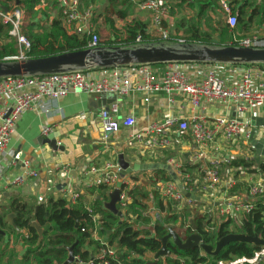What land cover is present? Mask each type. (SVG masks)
<instances>
[{
	"label": "built area",
	"instance_id": "obj_1",
	"mask_svg": "<svg viewBox=\"0 0 264 264\" xmlns=\"http://www.w3.org/2000/svg\"><path fill=\"white\" fill-rule=\"evenodd\" d=\"M58 7L60 21L64 29L85 42L86 49L101 48L97 28L93 21L94 8L82 11L81 0H54ZM213 9L222 15L221 20L232 37L228 46L264 49V35L240 37L232 33L237 26V15L233 12L231 0H213ZM134 8L141 13L149 14L144 35L156 37L157 42H148L141 33L134 37L132 45L143 44H185L183 39L171 41L172 29L168 3L166 0H134ZM191 14V13H190ZM21 13L17 8L5 12L0 6V22L10 28V35L15 38L17 53L3 58V61H21L27 59L31 45L29 40L20 33ZM171 41V42H170ZM187 44V43H186ZM264 64L225 65L201 63H165L160 69L153 65L136 67H114L105 70L69 71L42 76L7 77L0 79V96L9 99L4 108L0 124V155L15 132L21 115L29 110L43 113L50 111V104L56 103L71 92H82L89 96H113L114 101L107 108L100 110V118L105 133H119L121 130H131L136 125L133 115H121L125 110L126 100L139 97L143 103H148L153 97H165L170 104L175 101H186L192 114L187 119H166L163 124H154L143 133H132V142H142L148 147L169 148L173 142L167 136L168 131L176 127L180 133L190 132L192 140L198 146L208 147L219 142L232 146L227 156H219L210 161L201 176V184L189 174L182 171L174 159L167 161L182 188L179 189L173 180L159 179L155 191L165 203L189 205L190 200L183 191L195 193L203 202L216 205L217 214L222 221L242 219L251 214L258 205L264 208V172L260 166L264 164V156L253 159L255 153L251 145L252 126L246 115L252 120L264 110V71L259 70ZM232 68V78L220 73ZM97 72V73H95ZM225 104L234 108V118L222 117L209 121L205 116V107L213 104ZM55 109L58 108L55 106ZM147 111L148 108L144 107ZM86 115H80L85 120ZM50 133L49 128L43 130L44 135ZM257 134L254 133L253 137ZM255 138V137H254ZM264 141V136L262 139ZM223 143V144H224ZM214 152L219 148L212 147ZM153 153V152H152ZM150 154L152 158L154 156ZM149 155V156H150ZM235 160L251 161L249 167H228ZM222 168H226L229 179L222 183ZM104 174L96 181L97 185H105L112 192L120 191L119 207L128 211L132 199L129 191L120 179V168L117 165H107ZM67 171V169H66ZM221 171V172H220ZM34 171L25 173L13 184L24 182L36 177ZM244 178V183L236 176ZM50 182L43 183L44 193L50 191ZM122 184V185H121ZM241 184L245 193H231V190ZM124 186V187H123ZM70 189V187L68 186ZM43 197L45 195H42ZM79 194L70 191L68 202L75 205ZM41 199V198H40ZM42 200V199H41ZM192 201V200H191ZM85 212L92 214V207H85ZM264 217V212H263ZM91 239L99 244L98 249L90 251V257L82 261L79 256H73L71 264H128L132 259H139L143 264L152 261V253L144 252L137 256L130 252L125 259L120 257L124 251L116 243L110 244L107 237H98L99 217L92 215ZM161 264H168L162 260ZM218 264H264V247L255 250L249 257L231 256L228 261Z\"/></svg>",
	"mask_w": 264,
	"mask_h": 264
},
{
	"label": "crops",
	"instance_id": "obj_2",
	"mask_svg": "<svg viewBox=\"0 0 264 264\" xmlns=\"http://www.w3.org/2000/svg\"><path fill=\"white\" fill-rule=\"evenodd\" d=\"M49 1H51L53 3L52 6L55 7L54 3L56 2H54V0ZM166 1L172 2L174 0ZM178 2H180V0H177L176 4ZM190 3L191 1L183 3L184 8L182 10L187 14L191 13V15L188 16L191 18L193 12L197 13L198 5L196 3L191 5ZM255 5L258 7V12H256L254 19L251 22V29L255 22H258V25L264 23V10L256 3ZM118 9L123 10V7L120 5ZM47 10L48 12L44 13L49 22L47 27L50 28L52 20L59 18V11L57 9V11L51 13V8ZM131 10H133V12H131ZM251 10H253V8L250 9V13ZM123 11L125 12L124 18L117 19L118 24L114 25L116 30L113 31H115V33L111 31L110 27H107L110 31L108 39H113L117 36L119 40H124L127 36L135 34L138 31V27L144 26V29L147 28L149 14L138 12L134 8V5L129 10L126 11V9H124ZM131 14L132 16H130ZM99 15L104 18L105 13H103V9H101L98 16ZM136 15H141L138 16L140 22L134 21L138 22L137 24L139 25L133 28L134 31H129L130 29L127 28L126 24L131 23ZM248 17L249 14L247 15V18ZM40 18L42 19L41 16ZM36 19L34 20L35 23L39 24V19L38 21ZM119 23L122 24L119 25ZM98 24L101 28L106 27L104 21L102 23V20L99 21ZM261 27L263 26H260L259 28ZM184 30L186 29H180L179 32L183 34ZM175 31H177L176 26ZM250 31L248 33H250ZM129 33L131 34L129 35ZM248 33L237 34L239 37H246L247 35L249 36ZM111 36H113V38H111ZM146 41L157 42L158 39L156 37L148 36ZM11 44L16 48L15 38L10 35V28L0 22V55ZM162 65L163 64H161V66ZM161 66L156 68L160 69ZM259 70L264 71V66H260ZM232 72V68H226L220 74L231 79ZM113 101V96L95 97L82 92H71L56 101V103L53 104V107H51L50 104V111L48 113H43L36 109L23 113L17 122L15 132L11 136L3 153L0 155V213L2 210L8 212L7 209L13 199H16L19 203L37 206L41 202H44L49 196L68 200V193L70 191L78 193L80 195L79 197L84 196L85 202L83 209H85V207H90L95 200L101 199V192L97 188L98 185L96 184V181L103 176L104 169L107 165L113 164L118 166V158L120 155L123 156V160L128 163L131 168L133 165L145 164H161L169 166L167 161L174 159L179 163L182 171L183 166L187 165L190 169L186 173L201 184L202 173L208 167L210 161L219 156H227L230 153L231 148H233L228 145V143L219 142V140L213 146H198L192 140L190 132L180 133L176 127L171 128L167 133V136L173 140L169 148L148 147L145 145L144 140L142 142H132L129 139V135L132 133L141 134L151 125L163 124L168 118L187 119L191 116L192 111L186 101L177 100L173 104H170L168 100L162 96L153 97L148 103H143L139 97L124 101L126 107L121 115H133L136 119V125L131 130L125 129L116 134L111 133L113 141L107 142L100 137L97 123L100 120V110L107 108ZM8 104L9 99L0 96V124L2 121L1 114ZM55 106L58 110L55 109ZM144 107H147L148 110L145 111ZM204 113L208 118V122L222 117L234 118V108L225 104L217 103L208 105L205 107ZM82 114L87 116L85 120L80 119V115ZM257 118L264 119V110ZM245 119H247L252 126V133L254 130L257 133L260 129L264 130V125L257 127L255 121L252 120L250 115H246ZM45 128H49L50 130L48 135L43 134ZM254 137L255 141L262 139V136L256 137L255 135ZM212 147L219 148V151L214 152ZM151 153L154 158L151 157ZM255 156L256 153L253 155L254 160ZM169 167L172 169L171 166ZM29 171H34L37 174L36 177L28 178L22 183L13 184V182ZM155 171L157 170L134 171L126 175L123 179H121L119 175V179L123 185L125 184L124 186L127 187L128 191L138 187L142 189L143 192H154L158 198V204L161 202L164 210L158 208L159 206L158 204L156 205V202L153 203V207L151 206L149 209L155 210L159 215L165 214L163 216L164 218L167 215V206L169 209L171 206L168 205L169 203H165L161 200L154 189L156 182L159 179H162V175H157ZM226 171V168H222V172L220 171L222 173V183L229 179L228 175L225 173ZM72 172H75V180L71 175ZM164 172V176H168L171 179L170 174L166 171ZM144 178L145 180H143ZM236 179L241 183H244V178L239 177V175L236 176ZM46 182H50L51 187L49 192L44 193L43 183ZM244 190V187L242 188V191L239 187L237 189L240 194L245 193ZM107 193L110 194L111 192L107 189ZM42 195L45 196L43 197ZM153 199L154 198H150L147 201H154ZM76 203L75 205H77ZM174 204L179 206L176 203ZM206 205L215 208V211H217L216 205L211 206L208 203H206ZM117 208L123 214L120 221L127 220V217L131 218V215L130 213H127V210H120L118 203ZM160 218L162 217L159 216L157 220ZM144 222L145 224H149L151 220H149V222ZM7 223L9 224L8 221ZM232 225L233 224L230 226L232 227ZM174 226H176L175 229L179 228L178 223ZM171 227L172 225L169 226V229H171ZM171 230L175 232L173 229ZM19 232L23 235L27 234L26 230H20ZM16 235L19 234L16 233ZM98 237L103 238L104 236L98 234ZM21 241L22 240L15 235H10L5 232V237L0 241V254L7 250L11 251L15 247L17 248V244L21 245ZM88 249L91 250L92 247L89 246ZM14 250L11 252L13 253ZM17 250L19 249L17 248ZM20 252L19 259L21 258L22 250ZM154 256L155 254H152V261L154 260ZM161 259L162 258H159L158 262Z\"/></svg>",
	"mask_w": 264,
	"mask_h": 264
},
{
	"label": "trees",
	"instance_id": "obj_3",
	"mask_svg": "<svg viewBox=\"0 0 264 264\" xmlns=\"http://www.w3.org/2000/svg\"><path fill=\"white\" fill-rule=\"evenodd\" d=\"M188 1H191V5L195 3L198 5V12L195 21L192 20L189 23H185V20L182 19L179 20V23L176 25L178 34H181L179 32L180 29H186L182 36L185 43L214 47L228 46L225 41L230 39L231 35L225 24H222L219 28H213L202 32L198 27V24L205 18L206 12H208L209 9H213V0H180L177 5ZM111 2L112 4L105 6L104 13L106 17L104 18V23L112 27L113 24L108 22L111 17L116 16L118 19H123L125 16L123 10H129L134 4L129 0H125L121 3L123 10H117L116 5L119 4V0H111ZM40 4L41 0H0V6L7 10L17 8L21 13L20 33L29 40L31 45L26 55L27 59L44 58L85 50V42L80 40L78 36L64 29L60 21V16L58 19L52 20L48 32L42 35L38 33L40 31H37V24L34 20L38 16ZM231 4L234 6L233 12L237 14V26L232 33H248L251 29V22L256 12H258L255 1L231 0ZM90 8L93 7L90 6ZM251 8H253V10H251L250 13L249 11ZM248 14L249 17L247 18ZM205 22L209 27V19H206ZM137 33H141L143 39L146 38L144 35V26L138 27L135 36ZM134 37L127 36L124 40H119L116 36L113 39L101 40L100 46L103 48L116 46L128 47L132 45ZM16 53L17 48H14V45L11 44L0 55V61H3L4 57L15 55ZM153 66L160 67L161 64ZM251 164V161L235 160L231 162L228 167H249ZM189 169L187 165L183 166V171L185 173L188 172ZM260 170L264 172V164L260 166ZM155 172L157 175H162L161 180H171L170 177L164 176L165 172L163 170H157ZM238 187L242 191L243 186L237 185L231 190V193H237ZM97 188L101 192V199H97L91 204L93 210L91 215L86 213L83 209L85 202L84 196L79 197L77 200L78 203H76L77 205L75 206H70L68 200L64 198H54L53 196H49L44 202H41L37 206L19 203L16 199H13L7 209L9 213L5 210H2L0 213V229L7 234L15 235L24 243L25 251L21 256L20 263L16 264H64L68 257L69 249H72L73 256H79L82 261H86L90 257V251L96 250L99 247V244L91 239L93 214L99 217L100 226L98 234L107 237L110 244L116 243V245L124 251V254L120 257L121 259H125L130 252L137 256L142 255L144 252L156 254L162 248L161 239L169 233V226L176 225L177 223L179 228L175 229V227H172V229L178 234L182 241L193 233V226H195L196 232L200 235L202 242L205 244H213L215 241L230 233L258 235L260 238L264 239V208H262L261 205H258L251 214L243 217L240 223H236L233 219H228L220 222L218 226H216L211 217L207 214L202 215L196 209V207L206 205V203L192 200L189 205H185L178 214L169 215V213H167L164 218H160L159 220L156 219L152 225V229L136 230L130 225L129 219L121 221L118 225L120 219L104 208V204L108 202L109 193H107V187L105 185H98ZM129 195L132 202L129 205L127 213L132 214L135 216V220L139 221L142 211L146 208V201L150 198H155L156 195L154 192H143V190L138 187L131 189ZM168 205L171 206L175 204L169 203ZM158 206L161 210H164L161 202H159ZM69 209L75 216H82L84 218L83 221H80L76 229L75 222L69 215ZM10 213L14 216V224L17 229L19 231L26 230V235L20 232L19 235H16V230L7 223L6 218ZM143 221L149 222L148 219H144ZM191 221L193 225L190 223ZM32 222H35L37 226L42 229V239L39 243L37 232L30 226ZM231 224H233L232 226L235 228L232 231L229 228ZM209 231L213 232L211 233ZM2 239L3 237L0 236V241ZM89 246L92 247L91 250L88 249ZM166 249L169 251V254L163 257L157 264H161L162 260L168 264H218L219 262L228 261L231 256L239 258L249 257L259 248L247 244L230 243L220 251L214 260L205 257L199 248L181 251L170 239L166 242ZM2 254L3 253H1L0 256H2ZM5 260L2 262L3 264H13L10 259ZM0 261H2V259H0ZM128 264L143 263L139 259H132Z\"/></svg>",
	"mask_w": 264,
	"mask_h": 264
},
{
	"label": "water",
	"instance_id": "obj_4",
	"mask_svg": "<svg viewBox=\"0 0 264 264\" xmlns=\"http://www.w3.org/2000/svg\"><path fill=\"white\" fill-rule=\"evenodd\" d=\"M7 12V9L3 7ZM201 63V64H227V65H249V64H264V49L243 48L235 46L214 47L197 44H143L132 47H114V48H97L85 49L63 53L60 55L48 56L44 58L25 59L21 61H0V79L7 77H23V76H42L69 71H88V70H105L114 67H136L141 65H157L165 63ZM255 125L263 126L264 119L254 118ZM97 129L100 137L107 142L113 141L111 133H105L103 130L102 120L100 118L97 123ZM255 130L251 136V145L255 150V160H258V155L264 156V141L254 140ZM263 149V150H262ZM118 166L120 168V177L123 179L126 175L141 170H163L170 174L171 179L177 184L178 188L182 186L173 173L172 169L167 165L161 164H145L133 165L131 168L128 163L123 160V156L118 158ZM75 180V172L71 174ZM118 189L111 192L109 200L104 204V208L116 215L119 219L123 214L118 210L119 203ZM186 198L194 201H202L201 198L195 196V193L183 191ZM69 215L75 222V229L80 221H83L82 216H75L69 209ZM7 221L11 227L19 234V230L14 224V216H7ZM121 221L118 223V225ZM192 224V221L190 222ZM193 225V224H192ZM39 238L38 243L42 239V229L35 222L31 223ZM192 234L182 241L180 237L169 229L162 242V248L158 251L152 262L145 264H157L159 258H163L169 254L166 249V242L170 239L173 244L181 251H187L193 248H199L205 257L214 260L220 251L230 243L247 244L256 248L264 247V239L258 235L236 234L230 233L213 244H205L202 242L200 235L196 232L195 226L192 228ZM0 236L5 237V232L0 229ZM73 261L72 249H69V254L64 264H71Z\"/></svg>",
	"mask_w": 264,
	"mask_h": 264
},
{
	"label": "rangeland",
	"instance_id": "obj_5",
	"mask_svg": "<svg viewBox=\"0 0 264 264\" xmlns=\"http://www.w3.org/2000/svg\"><path fill=\"white\" fill-rule=\"evenodd\" d=\"M123 1H125V0H119V2H118L119 4L116 5L117 10H119L118 7L121 5V3H123ZM129 1L134 2V0H129ZM254 1L257 5L260 6L261 9L264 10V0H254ZM176 2H177V0H174L172 2H168V9H169V15H170V21H171L170 23L172 25V29L174 30V34L171 35V41H174L175 39H180V38L182 39L183 34H177V31H175V26L179 23V20L184 19L185 23H187V22L189 23L192 20L195 21L196 15H197V13L193 12L192 17L191 18L188 17L191 14H187L185 11L182 10L184 8V5L183 4L177 5ZM52 4L53 3L49 0H41V4L39 7L40 10L38 11V16L36 19L37 21L39 19V21H38L39 24H37V31H40V32H38L40 35H42L43 33H46L49 30V28L47 27V25L49 24V22L47 21L48 18L44 12L47 13L48 12L47 9H49V8H51V10H50L51 13L57 11V9H58L56 3H54L55 7H53ZM109 4H112L111 0H81L80 9L82 11L90 9V6L95 7L94 8V10H95V12H94V18H95L94 23L97 26L96 27L97 28V34H98V37L100 40L108 39V37L110 35L109 34L110 31H109V28H107V27H110L111 31L113 33H115V31H113V30H116L114 25L118 24L117 23L118 18L116 16H112L111 19L108 21V22H111L113 24L112 27L105 24L106 27L101 28L100 25L98 24V22L101 20L103 23L104 18L106 17V14L104 15V18H102L101 15L98 16V14H100L101 9H103V13H104L105 6L109 5ZM98 5H100V6H98ZM131 12H133V10H131ZM132 14L135 15L134 13H132ZM132 14L130 16H132ZM40 16L42 17V19L40 18ZM138 16H141V15H138ZM138 16L137 15L134 16L135 18L132 20V22L126 24L127 28L130 29L129 31H131V30L134 31L133 28H135V26H137V23L140 22ZM221 17H222V15L218 12L217 9H209V11L206 12L205 18L202 19V22H200L198 24V27L200 29H202L201 32L211 30L213 28H219L222 26ZM206 19H209V21H210V22H208L210 24L209 27H208V24H206V22H205ZM134 21H138V22H134ZM121 24L122 23H119V25H121ZM258 24H259L258 22H255L252 25V29H251L250 33H248L249 36L258 35V34L264 35V32H262V31H264V23L260 24V25H258ZM260 26H263V27L259 28ZM130 34L131 33H129V35ZM130 36L134 37L135 34H131ZM243 37H245V36H243ZM111 38H113V36H111ZM237 38L239 39L240 37L237 36ZM231 39H232V37H231ZM231 39H227L225 41V43L230 44ZM16 48H17V46H16ZM261 136H264V130L263 129H260V131L256 134V137H261ZM143 180H145V178ZM153 200L154 201H147L145 203L146 208L142 211L141 219L139 221H136L135 216H133L132 214H130L131 218L127 217V219H129V223L133 227V229H136V230L152 229V225L155 222V220L158 219L159 216L163 218V216L165 214L159 215L155 210L149 209L151 206L153 207V203L156 202V205L158 204V198H156V199L154 198ZM184 207L185 206H183V205H179V206L171 205V208L169 209L167 206L166 213H169V215L178 214L181 211V209ZM196 209L202 215L207 214L209 217H211L212 221L216 224V226H218V224L221 222V218L218 216L217 211H215V208H212L208 205H200V207H196ZM143 219L151 220V222L149 224H145V222L142 221ZM240 220L241 219L238 218L234 221H236V223H240ZM172 227H176V226L172 225ZM172 227H171V229H172ZM233 229H235L234 226H232V227L230 226V230L232 231ZM209 232L212 233L213 231H209ZM17 248L19 250H17ZM17 248L15 247L14 248L15 250L12 249V250H14L13 253L11 252L12 250L8 251L7 249H4L7 251L3 252L2 256H0V259H2V261H0V264H3L2 262H4L3 260H5V259H10V261L13 262V264L20 263L21 258L20 259L18 258V257H20V255H19L21 253L20 251L22 250V254L25 251V246H24L23 241H21V245L17 244Z\"/></svg>",
	"mask_w": 264,
	"mask_h": 264
}]
</instances>
